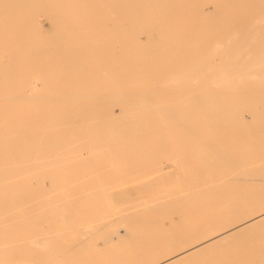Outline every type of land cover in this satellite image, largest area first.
Here are the masks:
<instances>
[{"label": "bare ground", "instance_id": "6f19581e", "mask_svg": "<svg viewBox=\"0 0 264 264\" xmlns=\"http://www.w3.org/2000/svg\"><path fill=\"white\" fill-rule=\"evenodd\" d=\"M214 1L234 3L238 0ZM197 2L198 0H0V36L9 37L0 42L8 41L7 43L14 45L13 53L0 52V75L32 73L28 72L25 63L23 66L16 63L21 59L28 60L29 55L25 54L27 44L38 34L52 38L60 36L65 42L74 43L71 48L66 47L61 51L69 67L65 71L82 74L90 70L94 74L93 83L105 90L103 94L95 91L80 96L70 95L72 99L65 101L60 94L66 95L71 91L72 88L68 85L72 86V81L52 80L55 84H65L62 87L27 83L19 88L21 95L7 97L4 104H0V180L12 177L16 186H21L14 190V197H36L50 190L52 192V189H47L48 186L84 182V173L99 172L107 166L113 169L121 166L136 169V174L131 175L129 180L142 181L140 188L153 190L157 184L153 180L147 184L148 170L156 165L159 154L169 150L164 142L159 141V137L168 138L166 134L179 136L180 148L176 154L181 164L196 162L210 174L220 172L228 166L250 167H244L245 170L240 171L237 177L243 179L242 182L247 181L246 194L239 190L244 187L245 182L240 180L241 183H238L237 179L236 183L227 182L228 186L223 187V190L221 187H214L202 191V196L199 192H193L168 200L171 209L180 208L184 211L183 222L176 223L171 228L168 226L169 230L164 229L160 220H150L147 215L136 217V214H142V210L134 214L130 208L128 213H112L110 216L100 214L98 219L95 218L96 224L78 225L80 237H83L78 242L80 246L84 245L87 234H97L96 230L103 229L107 232L106 229L146 227L165 230L163 241L175 246L181 241L188 242L197 229L212 227L210 221L219 215L240 217L248 213V216L229 226L223 233L207 237L199 244L165 260L151 263L183 264L194 257L199 259L207 251L222 248L243 235L264 229V209L260 210L261 207L264 208V49L251 48L254 41L264 33V26L257 27L264 21V14L226 17V20L234 19V27L237 29L229 32L225 41L217 40L211 38L217 33H206L198 28L205 20L219 27L223 16L199 9L201 4ZM240 4L246 7L243 10L264 12V0H240ZM151 10L156 12L153 17L150 16ZM39 12L49 20L48 29H44L38 22ZM115 15L120 16V19L117 20ZM109 19L112 21L111 27L106 22ZM177 23L187 25L188 28L179 27L176 32L167 30L171 24ZM229 33L224 35L228 36ZM142 37L144 40H141ZM114 52L119 54V59L113 56ZM4 55L10 61L7 65L1 60ZM211 58L221 60V64H208L207 60ZM32 59L38 60L44 68L40 73L53 74L56 71L52 65L42 62L41 56L33 53L30 57L31 61ZM215 68V73L209 74ZM102 71L105 75L103 78ZM80 79L88 81L86 75ZM203 83L217 87L214 90L207 86L201 87ZM178 86L183 88L177 90ZM29 114H33L32 117H27ZM99 115H104L105 119L97 124L95 117ZM19 116L24 117L18 120ZM76 119H86L83 130L75 126ZM18 121H31L37 125L50 122L65 126L49 129L51 132L55 131L54 134L34 133L24 139L19 134L20 128L16 126ZM3 124L7 125L2 127ZM87 151L89 157H85L84 153ZM42 169L44 173L41 172ZM163 170H167L166 167ZM195 174L192 182L199 175ZM118 178L111 175L98 177L102 190L88 196L81 195L83 190L78 188L81 195L78 202L85 201L91 209L89 203L94 198H107L110 190H116L114 185ZM229 190L234 194L226 196L225 193L230 192ZM73 196L75 200L76 194ZM112 198L128 202L131 197L129 193L119 192L114 193ZM44 201L38 206L48 205L47 196ZM87 205L83 206L87 208ZM151 207L153 206L146 207L145 213L154 211ZM58 211L60 210H56ZM13 213L11 215L15 214ZM32 213L34 212L28 214L33 215ZM26 215L25 213V217ZM35 218L31 220L32 223ZM53 220L44 219L38 226L45 223L50 225ZM52 227L53 225L48 228ZM8 238L5 239H11ZM18 238L22 239L21 236ZM54 238L40 237L34 242L31 240L33 245L30 246H40L42 249L45 247L43 251L36 250L42 251L39 264H71L70 260L77 259V247L74 250L70 248L59 251L57 247L52 248L50 245L53 240H57ZM6 240L0 238V241ZM8 242H0V253L10 252L11 248L6 247L10 244ZM80 246L77 251L82 252ZM51 253L56 255V260L51 258ZM207 255L211 256L210 253ZM194 261L197 263L198 260L193 259L192 262ZM240 262L264 264V252H249L241 257Z\"/></svg>", "mask_w": 264, "mask_h": 264}, {"label": "rangeland", "instance_id": "374dc122", "mask_svg": "<svg viewBox=\"0 0 264 264\" xmlns=\"http://www.w3.org/2000/svg\"><path fill=\"white\" fill-rule=\"evenodd\" d=\"M201 1L202 0H198L197 2V4H201L199 6V9H202L205 11H212L214 12V14H217L220 17L223 16V19L221 20L222 22L220 23L218 22L219 24H221L219 27L217 25L213 26L214 23H211L205 20L201 23L202 26L198 28L202 30L203 32L206 31V33L207 32L217 33L213 35V37H211L217 40L225 41V39H227L230 35L229 32H231L234 29H237L236 27H234L235 25V22L233 19L234 17L244 16V15L264 14V12H259V11L243 10L246 7L245 5L240 4V0L234 3H230V2L226 3L225 1L218 2L214 0H203V3H202ZM155 15H156L155 10H151L150 16L153 17ZM109 16H111V14H109ZM229 16L233 17L232 21L226 20V17H229ZM37 18H38V22L43 26V28L48 29V25H50V23H49V20H47V17L43 13L39 12L37 13ZM115 18L119 20L120 16L115 15ZM44 19L45 21H43ZM212 20L214 21L215 19H212ZM245 21H252V20H245ZM106 22L107 24H109V27H111L112 21L109 19ZM259 26L260 27L264 26V21H262L261 24L257 25V27ZM179 27L188 28L187 25L184 26V24L182 23H177V24H171L170 27L167 28V30L176 32ZM225 33H229L228 36L227 34L224 35ZM8 39H9L8 36H0V41L8 40ZM141 40H144L143 37ZM7 42H0V52L7 53V54L13 53L14 45L9 44ZM73 45H74L73 42L71 41L65 42L63 38L60 36H54L53 38L46 37L44 34L42 35L38 34L34 36V38L26 46L27 48H26L25 54L28 53L29 55L28 60L21 59L16 62L22 66L25 63L27 68L29 69L28 72H32V73L19 74L18 76L0 75V86L2 87L0 89V104H4L5 99L7 97L21 95L22 91H20L19 88L26 86L27 83H35L37 85L52 86V87H57V85L62 87V85H65V84H55L52 82V80H57V79H67L68 81L73 82L72 86L68 85L72 88L70 92L66 93V95H62V93L60 94L63 97V100L65 101H70V99H72L70 98V95L80 96L83 93L84 94L93 93L95 91H98L101 94L105 93L104 92L105 90L102 88V86H99L93 83V81L95 80H92V78L94 77V74L92 73V71L87 70L86 72L82 74H78V73L76 74V73L65 71L69 67H67L68 63H65L61 51L65 49L66 47L71 48ZM251 48L252 49H261V48L264 49V33H262V37L257 38V40L254 41V44L252 45ZM33 53L34 55L37 54L38 56H41V58L44 60V61L42 60V62L46 63L47 65H52L54 67L53 69H55L56 71L53 74L40 73L41 69L43 70L44 68L38 63L39 62L38 60H35V61L33 59L32 61L30 60V57L32 56ZM113 56L116 59L117 58L119 59V54L117 52H114ZM127 59L131 60L130 57L128 56H127ZM1 60L3 64L5 65H7V63L10 62L5 55L1 58ZM217 61H219V59L214 60L213 58H211L207 60L208 64L210 65L221 64V60L219 61L218 64H217ZM216 69L217 68L213 69L211 73L209 74H214ZM84 75H86V78L88 79V81H84L83 79H80V77ZM104 76H105L104 71H102L101 78H103ZM203 84H206V83H203ZM203 84H201V87L207 86L209 88H212L213 90L217 87V85L209 86L210 84H206V85H203ZM114 87L116 88L115 85ZM182 88L183 86L182 87L178 86L177 90H181ZM32 115L33 114H29L27 117H30V116L32 117ZM23 117L24 116H21V117L19 116L17 117V119L22 120ZM103 119H105L104 115H99L95 117V121H97V124L99 121ZM18 122L19 123H17L16 126L20 128L19 134L22 135L24 139L28 138L29 136H32V134L34 133H38V134H52L53 133L54 134L56 132L55 131L51 132L49 131V129L51 128L59 129L65 126V125H61L58 123L52 124L50 122L44 123V124L41 123L38 125L31 121H28V122L18 121ZM86 123H87L86 119H76L75 120V126H77L78 128H82V130L84 129ZM6 125L7 124H3L2 127H5ZM30 128H32V131L30 130ZM166 137L168 138H164L163 136L162 138L159 137L160 139L159 141L164 142L169 147V150H166L164 153L159 154L156 165L151 166V169L148 170L149 177L147 178V184H150L153 181H156V184H157V187L153 190L146 191L144 188H140L142 181H137V182L130 181L129 178L131 175L136 174V169L127 168L125 166H121V168H118V169H113L112 167L107 166V167L101 168L99 172H90V173L88 172L89 174L86 172L83 174L84 180H85L84 182L78 181V182H71V183H66V184H61V185L48 186L47 189H52V192L50 190V191L40 194L39 196L28 197V198L14 197L15 195L14 190L20 189L21 186L20 185L19 187L16 186V182L14 181V179H12V177H10L9 179L0 180V185L2 186L1 188H3L2 190H4V191L0 190V192L2 191V194L0 195V227H1L0 228V238L3 240H6L8 237L11 238V239L8 238L11 241L6 240L7 242L9 241L8 243H10L6 247L11 248V250L8 253L7 252L0 253L1 254L0 264H39L40 263L39 257L45 247L42 249V247L40 246L34 245L32 247L30 245H33V242L40 237H53V238L55 237L54 239H57L58 241L55 240L54 242L53 240V242L50 243V245L52 246V248L57 247V250L59 251L60 250L64 251L65 249H70V248L71 249L73 248L74 250L75 247L78 248L80 246L78 245V242L79 240L81 242V239L83 238L82 236H81L82 238L80 237L79 226L84 223L96 224L94 222H97L98 215L100 214L110 216V214L112 215V213H124L125 211H127L125 213H128L130 212L129 210L130 208H132V211L135 214L138 211L142 210V214L138 213L136 214V217L147 215L149 216L150 220H155V221L160 220L162 221L164 229L169 230L172 227V225H175L176 223L180 224L183 222L184 211L180 208L171 209L167 203L168 200L178 199V196H184V195H187L188 193L191 194L193 192H199L202 196L203 195L202 191H205L207 189H213L214 187H221V190H223V187L228 186L226 184L227 182L228 184L230 182L236 183L235 181L237 179H238V183L240 182V180L242 182L243 179L237 178L239 175V172L240 171L243 172L245 168L246 169L250 168L247 166L239 167V165H235L233 166V168L228 166L227 168L222 169V171L220 172L214 171L210 174L207 170H205L204 166H202L201 164H196V162L194 163L192 162L190 164H181L179 163V156L176 154L179 152V148H180L179 136L174 135V134H168V135L166 134ZM88 153L89 151L84 153L85 157H89ZM11 164L13 165V163ZM163 167H166L167 170H163ZM46 169H45V172H46ZM43 170L44 169L40 171L44 173ZM195 173L197 174L199 173V175L195 179V181L192 182L193 177L196 176ZM107 175L119 177L118 178L119 180L114 185L116 186L115 187L116 190L115 189L112 191L110 190L108 192L107 198L105 197L104 198L103 197L94 198L92 200V203H89L91 204V209H89L85 201L78 202L79 196L81 195L88 196L90 193H95V192L102 190L103 187L101 183L98 181V177L107 176ZM244 182H242L244 183L243 185L244 187L240 188L239 190L246 194L247 189H248V183L247 181H244ZM5 184H8V186ZM73 185L74 187L76 185V189H74ZM69 186H72L73 188ZM65 187L72 188V190H69V188L66 189ZM78 188L80 191L82 189L84 191V194H83V191L80 193ZM229 191L230 192L227 191V193H225L226 196H230L234 194L233 191L231 190ZM78 192L81 195H79ZM119 192L120 193L126 192L130 194L131 198L128 200V202H125V201L119 202L118 199L112 198V195L114 193H119ZM74 194H76L75 200L73 196ZM41 195L42 197H40ZM49 195L50 197H48ZM5 196L7 198H5ZM46 196L48 199V201H46V204L48 205L38 206L45 202L44 200L46 199ZM57 196L59 197L57 198ZM42 200L44 202H41ZM53 201H56V202L54 203ZM52 204L55 205L54 208ZM85 204L87 205V208H85L86 206L85 207L83 206ZM70 205H73V207L72 206L70 207ZM64 206H68V207H64ZM150 206H153L151 208H154L153 209L154 211L148 210L149 212L145 213V210H147L146 207H150ZM48 207L51 209H49ZM65 208L68 209V211ZM261 209H264V208L261 207L260 210ZM56 210H60V211L56 212ZM61 210H66V212L61 211ZM1 211H2V214H1ZM15 211L16 212L20 211V212L18 214ZM27 212L28 213L34 212V213H32L33 215H31V214H28ZM48 212H50L49 214H51V216L48 214ZM12 213L14 215H11ZM25 213L27 214L26 217H25ZM10 215L12 217H10ZM19 215L21 216V218ZM39 215H41V218ZM246 216H248V213L247 214L244 213L240 217H230L229 215H219L210 221V224L212 225V227L206 228V229H197L196 232L193 233L192 238L188 240V242L181 241L179 242V244L175 246L168 245L166 242L163 241L165 239V234L163 231L165 230H157L155 227L153 228L146 227L144 229L143 228L141 229L120 228L117 230L109 229L110 231L106 229L107 232H104L102 229L103 233H101L102 232L101 230H96L97 234H94V235L91 233L90 235L87 234L88 238L84 236V238H87L86 240L84 239L85 241L90 240L89 237H91L90 242L84 241L83 243L84 245L81 244L82 246H80V248L82 247L83 249L82 252L77 251L78 249L76 248L75 252H78V253H75V256L77 255L79 256L77 257V259H75L76 258L75 257L74 258L75 260L73 259L70 260V263L71 264H124V263L125 264H151L152 262H155V261L165 260L166 258H168L169 256L177 252L187 250L188 248L199 244L207 237L216 236L217 234L223 233L224 231L228 230L229 226H232L233 224L239 222L240 220L244 219ZM33 217L34 218L37 217L35 218V221L37 224L34 221L35 225L34 223H32L33 221H31V220H34ZM48 218L54 219L52 224L49 225L47 223L45 224L42 223L45 226L42 224H41L42 225L41 227L38 226V223ZM66 218L70 220H65ZM95 218L97 219L95 220ZM64 221H65V224H64ZM32 224H33V227H31ZM51 225H53V227L52 229H49L48 227H51ZM3 226L6 230L3 229ZM71 226H72V229H70ZM71 230H73V232ZM12 233H14V235ZM9 234H12V235H9ZM15 234L17 235V237ZM2 236L4 237L6 236L5 237L6 239ZM20 236L22 237V239L18 238ZM33 237H35L36 239ZM24 238L25 239L27 238L26 239L27 241ZM176 238L180 239L181 237H176ZM6 241H0V242L4 244V243H7ZM28 241H30L31 243ZM17 242L19 243L17 244ZM20 245H22V247ZM0 247H1V244H0ZM23 247L24 248L27 247L26 248L27 251L26 249L23 250L24 249ZM35 247L37 248L39 247V248L35 249ZM246 247L249 250H246L247 249ZM19 249L21 251L22 250L25 251L26 253L25 252L23 253V251L21 253ZM31 249H35V250L32 251ZM39 249H42V251L38 252ZM249 252H254V253L264 252V229H261L257 232H252L250 234L243 235V237L236 239L235 241H231L230 243H227L222 248H219L216 250L214 249V250H211L210 252L207 251L206 253L201 254L199 256V259L197 257L196 258L194 257L193 258L194 260L196 261L198 260L197 263L195 261L193 263L192 262L193 259H191L190 262L189 261L188 262L189 264H241L242 263L240 262L241 257L245 256ZM90 253L92 255H90ZM208 253H210L211 256L207 255ZM51 254H52L51 258H54L53 260H56L55 259L56 255L54 253H51ZM6 256H8L7 259H6ZM95 256H98L99 258L97 259V257ZM188 262H185V263H188Z\"/></svg>", "mask_w": 264, "mask_h": 264}]
</instances>
